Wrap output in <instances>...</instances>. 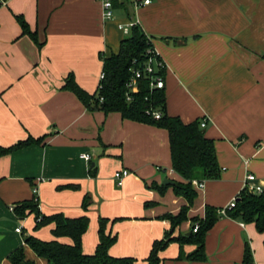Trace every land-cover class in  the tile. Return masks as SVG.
<instances>
[{"label": "crops", "instance_id": "crops-1", "mask_svg": "<svg viewBox=\"0 0 264 264\" xmlns=\"http://www.w3.org/2000/svg\"><path fill=\"white\" fill-rule=\"evenodd\" d=\"M0 2V146L42 137L0 156V264H11L8 255L18 247L31 264H47L24 237L55 239L53 224L35 229L34 213L20 218L10 210L31 199L34 187L42 214L88 216L84 253L94 252L103 218L105 232L116 237L108 253L133 257V264H147L153 241L167 231L188 235L206 205L226 208L248 174L264 192V0H150L132 13L165 64L167 114L184 123L205 119L204 134L214 143L220 175L203 188L193 185L189 205L171 186L150 187L164 179L184 182L171 167L166 129L89 110L61 88L71 73L81 88L96 90L101 54L116 52L125 35L118 24L127 20L126 8L115 6L107 20L97 0ZM15 15L40 45L21 34ZM122 169L130 174L118 184L113 174ZM185 205L187 219L172 230L161 216ZM263 240L254 223L221 213L205 234L203 260L179 258L195 245L170 242L159 252L160 264H240L245 241L254 263L264 264Z\"/></svg>", "mask_w": 264, "mask_h": 264}, {"label": "trees", "instance_id": "trees-1", "mask_svg": "<svg viewBox=\"0 0 264 264\" xmlns=\"http://www.w3.org/2000/svg\"><path fill=\"white\" fill-rule=\"evenodd\" d=\"M1 3V2H0ZM113 6L125 9L124 3L113 0ZM127 12V8L125 10ZM21 28V34H26L38 44L36 35L32 32L22 15H15ZM150 38V37H149ZM40 45V44H38ZM152 46L147 35L140 25H134L128 34L119 42L116 52L100 56L102 61L101 71L104 76L99 80L93 93L81 88L71 73H69L62 85V89L71 91L89 110H100L105 114L119 112L122 118L154 125L164 128L168 132L169 148L172 169L180 175L184 182L173 181L171 185L151 184L150 187L162 192L171 186L177 195L185 197L188 205L196 197L192 180L204 181L215 179L220 175L221 168L217 163L213 140L206 137L200 120L184 123L178 116H170L166 111L164 88L151 87V75H160L164 80L165 68H159L156 72L146 73L143 68L147 62L148 48ZM158 58V56L156 57ZM133 69H140L141 75L137 78V90L130 91L127 87L133 75ZM127 94L130 99H127ZM159 112V118H155L153 112ZM42 137H27L10 146H0V156L14 149L39 142ZM93 169V168H92ZM59 188H78V185H64ZM235 204L231 208H224V215L239 219L245 223H254L258 232L264 234V192L250 191L246 187L235 197ZM90 201L87 195L83 197L82 208L87 209ZM188 205L182 206L175 215L164 214L161 216L170 222V228L174 230L182 221L187 219ZM221 210L211 205H206L202 218H192L191 232L188 235L173 236V231H167L161 239L154 240L146 258L147 264H160L159 252L170 242L182 245L191 243L195 249L187 255L179 254V258L188 260H203L204 240L206 232L221 215ZM16 216L22 218L29 213H34L35 225L38 229L42 226L53 224L51 229L55 239L44 241L33 235L24 237V242L33 252L46 260L47 264H133V257H115L108 253V248L115 241V235L105 232L106 220L98 221V242L91 254L82 250V236L89 226V218L86 215L67 217L61 213L44 215L38 207V197L34 193L31 199L16 203L13 207ZM198 224L194 232L192 228ZM68 237L71 243H62L57 238ZM264 249V240H263ZM11 264H31L25 259L22 247L11 251L8 255ZM240 264H255L253 251L248 241H245L243 255Z\"/></svg>", "mask_w": 264, "mask_h": 264}, {"label": "built area", "instance_id": "built-area-1", "mask_svg": "<svg viewBox=\"0 0 264 264\" xmlns=\"http://www.w3.org/2000/svg\"><path fill=\"white\" fill-rule=\"evenodd\" d=\"M98 3L100 4L101 7V13L102 17L104 19H113L114 18V6H113V0H97ZM124 3V6L127 8V20L123 23H119L118 27L122 30V32L126 35L129 32V29L134 26V25H140L137 17L133 15V11L137 10L140 6L146 5L150 2V0H119ZM147 35V34H146ZM148 41L151 42L149 36L147 35ZM148 54V59L147 62L143 68V71L146 73H153L156 72L159 68H165V64L163 60L159 57L153 46H150L147 50ZM158 56V58H156ZM132 70V69H131ZM133 75L130 79V81L127 84V87L129 88L130 91H136L137 90V83L136 80L138 77L141 75V70L140 69H133ZM104 76L103 72L101 71L99 80L102 79ZM151 87H156V88H163L164 87V80L160 75H151V82H150ZM127 99H130V95L127 94ZM153 115L155 118H159V112L154 111ZM206 124V120L202 119L200 122V126L204 127ZM83 159L88 161L90 159V155L88 154H82L81 155ZM130 174V171L127 169H122V170H117L114 172L113 177L115 178L116 182L118 184L122 183V180L124 177ZM254 179L253 174H248L245 177V186L248 190L250 191H257L260 192V189L256 186H253L250 182ZM192 185L196 186L197 188H203L204 186V181H198V180H192ZM33 193H36L37 189L34 187L33 188ZM37 194V193H36ZM235 197L228 203L227 208H231L235 204ZM10 210L13 211V207H10ZM221 212H224V209L221 210ZM198 228V224H194L192 231H196ZM16 232H21L20 227L15 228Z\"/></svg>", "mask_w": 264, "mask_h": 264}, {"label": "water", "instance_id": "water-1", "mask_svg": "<svg viewBox=\"0 0 264 264\" xmlns=\"http://www.w3.org/2000/svg\"><path fill=\"white\" fill-rule=\"evenodd\" d=\"M163 184H164V185H167V184H173V181H172V180H169V179H164V180H163Z\"/></svg>", "mask_w": 264, "mask_h": 264}, {"label": "rangeland", "instance_id": "rangeland-1", "mask_svg": "<svg viewBox=\"0 0 264 264\" xmlns=\"http://www.w3.org/2000/svg\"><path fill=\"white\" fill-rule=\"evenodd\" d=\"M34 221H35V219H34Z\"/></svg>", "mask_w": 264, "mask_h": 264}]
</instances>
